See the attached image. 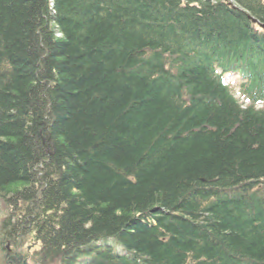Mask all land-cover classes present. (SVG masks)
<instances>
[{
  "label": "trees",
  "instance_id": "16d2710c",
  "mask_svg": "<svg viewBox=\"0 0 264 264\" xmlns=\"http://www.w3.org/2000/svg\"><path fill=\"white\" fill-rule=\"evenodd\" d=\"M253 19L264 0H0V244L33 235L35 264H264Z\"/></svg>",
  "mask_w": 264,
  "mask_h": 264
},
{
  "label": "rangeland",
  "instance_id": "374dc122",
  "mask_svg": "<svg viewBox=\"0 0 264 264\" xmlns=\"http://www.w3.org/2000/svg\"><path fill=\"white\" fill-rule=\"evenodd\" d=\"M228 81H233V78H228ZM10 214V210L8 205L4 203L2 199H0V226L2 222L7 218ZM34 236L29 235L21 245H16L12 242H9L7 245L2 246L0 244V264H6V255L8 254H16V252L22 253L25 260L22 261L21 264H35L32 257V254L40 248L37 242L34 241ZM6 247V248H4ZM4 249H7L4 251ZM28 255V256H27Z\"/></svg>",
  "mask_w": 264,
  "mask_h": 264
},
{
  "label": "water",
  "instance_id": "95a60500",
  "mask_svg": "<svg viewBox=\"0 0 264 264\" xmlns=\"http://www.w3.org/2000/svg\"><path fill=\"white\" fill-rule=\"evenodd\" d=\"M264 29V26H261Z\"/></svg>",
  "mask_w": 264,
  "mask_h": 264
}]
</instances>
